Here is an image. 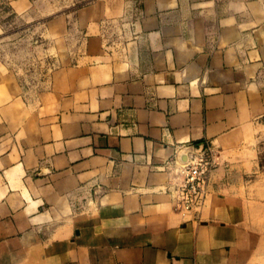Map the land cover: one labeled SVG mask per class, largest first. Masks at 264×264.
<instances>
[{"label": "crops", "instance_id": "0c3cea01", "mask_svg": "<svg viewBox=\"0 0 264 264\" xmlns=\"http://www.w3.org/2000/svg\"><path fill=\"white\" fill-rule=\"evenodd\" d=\"M1 4L0 264H264V0Z\"/></svg>", "mask_w": 264, "mask_h": 264}, {"label": "built area", "instance_id": "2783aa9c", "mask_svg": "<svg viewBox=\"0 0 264 264\" xmlns=\"http://www.w3.org/2000/svg\"><path fill=\"white\" fill-rule=\"evenodd\" d=\"M180 150L186 153L181 159L177 152L167 162L173 174L168 192L178 212L198 213L209 195L210 179L215 169L214 148L210 142L183 144Z\"/></svg>", "mask_w": 264, "mask_h": 264}, {"label": "rangeland", "instance_id": "374dc122", "mask_svg": "<svg viewBox=\"0 0 264 264\" xmlns=\"http://www.w3.org/2000/svg\"><path fill=\"white\" fill-rule=\"evenodd\" d=\"M15 29H17V26H12L9 28V33L15 31ZM37 58V57H36ZM259 158H258V162H259V171L261 173V175L264 176V140L259 144Z\"/></svg>", "mask_w": 264, "mask_h": 264}, {"label": "trees", "instance_id": "16d2710c", "mask_svg": "<svg viewBox=\"0 0 264 264\" xmlns=\"http://www.w3.org/2000/svg\"><path fill=\"white\" fill-rule=\"evenodd\" d=\"M0 8L2 9H4V10H7V8L6 7H3V5L1 4V0H0Z\"/></svg>", "mask_w": 264, "mask_h": 264}]
</instances>
